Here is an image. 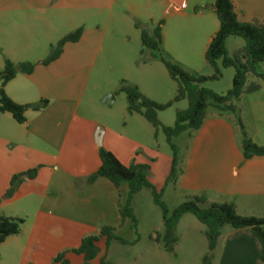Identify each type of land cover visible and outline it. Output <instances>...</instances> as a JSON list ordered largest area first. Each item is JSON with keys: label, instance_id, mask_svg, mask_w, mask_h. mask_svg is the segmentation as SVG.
<instances>
[{"label": "crops", "instance_id": "obj_1", "mask_svg": "<svg viewBox=\"0 0 264 264\" xmlns=\"http://www.w3.org/2000/svg\"><path fill=\"white\" fill-rule=\"evenodd\" d=\"M232 2L240 22L264 25V0ZM214 10L215 0H0L1 58L35 64L32 74H18L5 92L20 105L49 102L41 111L28 110L24 124L9 113L0 114V211L10 218L24 219L29 213L35 217L26 241L19 239L20 233L3 243L14 240L20 264H60L54 260L61 253H66L69 264H84V256L73 251L93 223L106 219L107 206L114 201L115 188L108 180L87 184L101 165L100 148L112 152L125 166L147 165L134 157L143 146L122 135L119 139L108 137V126L103 129L102 145H97L99 120L80 113L87 82L77 75L95 63L110 25L117 26V16L132 13L134 27L140 23L152 34L162 21V47L174 63L198 72L208 64L205 53L219 30ZM81 27L84 32L79 42L66 44L56 61L43 64L52 45ZM236 40L242 39L230 37L226 42L229 56L244 46L243 40ZM225 72L233 82L234 69ZM175 106L178 113L186 110L189 102L183 100ZM233 106L236 112L207 109L202 127L182 154L178 187L186 197L205 196L209 204L233 203L241 216L264 218V156L245 158L237 120L238 113L250 138L264 147V88L244 94ZM159 117L166 126L175 124L171 115L166 122L161 114ZM170 169L169 158L162 177L168 178ZM32 171H36L35 178H22L12 197L6 198L12 178ZM67 193L73 198L88 195L87 209L68 206L71 199ZM65 240L72 246H63ZM99 242L100 254L91 264L107 260ZM213 254L217 258L212 256L210 264L260 263L256 238L233 229L221 230ZM156 260L172 264L171 259H152Z\"/></svg>", "mask_w": 264, "mask_h": 264}, {"label": "trees", "instance_id": "obj_2", "mask_svg": "<svg viewBox=\"0 0 264 264\" xmlns=\"http://www.w3.org/2000/svg\"><path fill=\"white\" fill-rule=\"evenodd\" d=\"M218 21L219 30L213 36L205 53V59L213 70L209 76L195 75L182 66L161 58L171 79L177 84V94L173 100L167 103L156 102L145 96L136 85L122 81L119 91L126 94L128 99V113L138 114L144 117L155 129V136L161 130L167 139L172 151L171 169L167 183L176 184L180 168L179 148L174 143V138L185 132L198 131L206 118L207 109L211 104L222 111L231 110L235 112L233 103L238 101L244 94H253L259 91L260 85L252 83L247 85V78L252 75L264 82V73L259 71L260 65L264 63V25L253 23H242L239 21L232 0H215L214 10ZM161 21L150 34L140 23L135 24L141 30V41L144 49L158 51L162 46ZM84 29L81 27L66 35L55 45H52L50 55L43 61L47 65L56 61L62 54L68 43H77L82 38ZM236 37L244 41V46L230 57L226 48L228 38ZM143 52V50H142ZM221 61V64L218 62ZM35 64L30 62L16 64L10 60L5 61V66L0 71V114L9 113L19 124L26 123L25 114L28 110L41 111L49 102L41 100L39 103L20 105L10 99L6 92V85L16 78L18 74L30 75L33 73ZM234 69L232 88L225 94H219L203 85L210 81H218L223 77V70ZM188 100L189 107L176 115L175 124L172 127L165 126L159 119L158 114L171 108L175 103ZM213 102V103H212ZM243 140L242 149L246 159L253 156H264V147L258 146L248 135L241 121ZM99 157L101 165L98 170L87 179L88 185H93L99 179H106L116 190L122 182L128 184V197L124 205L118 204V212L122 223L131 220L132 227L137 233V219L134 214L132 203L134 197L143 189L151 190L154 203L162 210L164 235H156L153 240L161 244L164 249L173 253L174 246L178 243L175 228L186 214L194 215L197 220L207 227L204 235L208 241L210 255L205 257L204 264H210L211 254L215 251L221 230L230 226L235 232H248L252 234L259 245L260 263L264 262V218L253 216H241L233 203H212L209 204L205 196L190 197L181 203L173 211H170L162 199V190L159 191L149 179V166L140 164L123 165L118 158L105 148H100ZM36 171L18 175L12 178L10 189L6 198L12 197L22 178L34 179ZM24 220L4 216L0 211V245L9 237L21 233ZM106 240L109 246L112 241H118L122 245L129 243L116 235V229L112 226H103L98 234L87 235L82 239L81 245L73 252L84 256V264H91L100 254L98 242ZM66 253H61L54 260L55 263L69 264L65 259ZM259 263V264H260ZM100 264H110L103 258Z\"/></svg>", "mask_w": 264, "mask_h": 264}, {"label": "rangeland", "instance_id": "obj_3", "mask_svg": "<svg viewBox=\"0 0 264 264\" xmlns=\"http://www.w3.org/2000/svg\"><path fill=\"white\" fill-rule=\"evenodd\" d=\"M132 16L135 15L127 13V16H117L118 24L117 26L115 24L110 25L103 48L95 58L93 66L78 73L79 80L82 81L84 78L87 82L80 113L85 115L86 118L92 117L99 120L100 123L97 124L95 133L99 128L104 129L105 126H108L109 131L114 132L113 134L108 132V137L113 135L115 139H119L124 136L133 141L137 140L143 146L142 151L135 153L134 157L141 162H146L149 166L151 183L159 191L162 190L163 201L167 204L169 210L173 211L190 197L182 195L178 187V181L176 184L167 183V177H162L164 167L167 166L169 158H172V151L166 136L161 130L155 136L154 127L144 117L138 114L130 115L128 113L127 96L119 91L121 82L127 81L129 84L138 86L145 96L156 102L167 103L173 100L177 94V84L171 79L161 62V58H166L172 62L173 59L162 46L158 51L143 48L141 30L134 27L135 21ZM147 22L150 23L149 20ZM144 25L146 24L144 23ZM101 34L102 32L99 35L101 36ZM49 51H47L48 55L46 56L50 55ZM4 62L0 55V71L4 69ZM202 68L198 72H189L204 76L213 74L209 64H205ZM259 71L264 73V63L260 65ZM226 75L225 72L220 80L207 82L203 86L216 93L225 94L232 88V81L230 79L228 81ZM252 83H257L260 88L261 86L264 88V82L261 79L249 75L247 85ZM111 96H114V101ZM177 103L168 110L160 112L158 116L161 114V118L166 122V117L171 115L173 122H175L176 110L178 109L175 105ZM209 107L208 112H212L215 110L213 107L216 106L211 104ZM239 119L237 113V120ZM194 133L185 132L174 138V143L180 150L182 173V154L185 152ZM114 191V201L107 206L106 219L97 220L93 223L96 225H93L87 233V235L97 234L103 226L109 225L116 229L118 237L129 243L128 245H122L118 241H112L107 248L106 240L101 239L99 247L103 248V254L105 252L107 254L106 262L110 264H162L160 261H152V259H171L172 264H204L205 257L210 255L208 241L204 235L207 227L201 224L194 215L186 214L175 228L178 243L174 246L173 253H169L161 244L153 240V237L157 234L164 235L165 227L163 225L162 210L154 203L151 190L148 188L143 189L134 197L132 203L137 219V233L132 227L131 220L122 223L118 212V204L124 205L127 201L128 184L122 182L119 189ZM65 195L72 200L67 202L72 209L78 206L87 209L86 203L90 202L88 195H79L76 198L70 197L71 193ZM47 208L52 210L49 206ZM22 220H24V224L19 239L26 241L32 233L35 217L32 213H29ZM224 229L226 231L232 228L226 226ZM13 242L14 240H8L5 244H1L0 264H20L21 254L15 253L16 245ZM62 243L63 246H72L73 244L72 242L67 243V240ZM28 255L30 254L28 253ZM212 256L217 258L213 253L211 259H214Z\"/></svg>", "mask_w": 264, "mask_h": 264}, {"label": "water", "instance_id": "obj_4", "mask_svg": "<svg viewBox=\"0 0 264 264\" xmlns=\"http://www.w3.org/2000/svg\"><path fill=\"white\" fill-rule=\"evenodd\" d=\"M103 134H104V131L102 128H100L97 133H96V136H95V139H96V144L101 146L102 145V142H103Z\"/></svg>", "mask_w": 264, "mask_h": 264}]
</instances>
